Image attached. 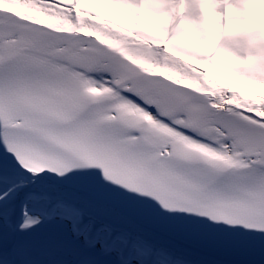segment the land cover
<instances>
[{
	"label": "snow or ice",
	"instance_id": "obj_1",
	"mask_svg": "<svg viewBox=\"0 0 264 264\" xmlns=\"http://www.w3.org/2000/svg\"><path fill=\"white\" fill-rule=\"evenodd\" d=\"M0 264H264V0H0Z\"/></svg>",
	"mask_w": 264,
	"mask_h": 264
}]
</instances>
